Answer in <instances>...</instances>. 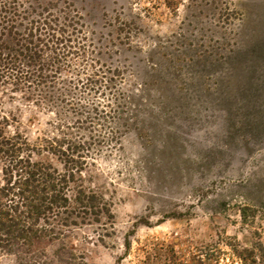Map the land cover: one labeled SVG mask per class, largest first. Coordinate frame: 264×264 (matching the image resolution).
I'll list each match as a JSON object with an SVG mask.
<instances>
[{"label":"rangeland","instance_id":"obj_1","mask_svg":"<svg viewBox=\"0 0 264 264\" xmlns=\"http://www.w3.org/2000/svg\"><path fill=\"white\" fill-rule=\"evenodd\" d=\"M15 5L27 9L24 21L49 12L83 47L62 74L79 79L69 97L81 113L90 101L118 113L91 132L84 123L63 130L100 136L74 184L100 196L111 219L63 228L30 251L0 249V264H264V0ZM113 69L106 88H80ZM46 107L0 89L5 131L33 148L57 135L54 122L84 120L62 103L56 114ZM39 153L33 159L63 170Z\"/></svg>","mask_w":264,"mask_h":264},{"label":"trees","instance_id":"obj_2","mask_svg":"<svg viewBox=\"0 0 264 264\" xmlns=\"http://www.w3.org/2000/svg\"><path fill=\"white\" fill-rule=\"evenodd\" d=\"M19 7L15 0H0V89L19 92L25 101L35 106L44 104L55 114V106L62 103L64 111L83 115L84 120L75 117L54 122L51 126L57 135L41 138L43 145L33 148L21 135L7 133L3 127L7 118L0 116V249L8 253L44 245L66 227L98 223L102 216L111 219L108 205L100 196L74 184L75 174L89 157L90 146L102 142L100 136H73L63 130L84 123L78 128L91 132L93 124L110 123L118 113L115 108L105 110L93 101L86 102L88 107L81 113V104L69 97L70 89H77L79 79L65 80L62 74L70 73L71 57L82 56L83 47L71 43V36L49 12L24 21L27 9ZM96 72L102 78L99 84L90 88L93 78L87 77V83L82 82L80 88L85 85L83 88L88 91L99 92L100 87H107L102 80L111 82L118 76L114 69L106 70L111 76L105 78L104 72ZM108 131L109 141L116 142L119 129L111 126ZM40 150L55 156L63 170L33 159L34 153L41 154ZM250 262L258 264L256 258Z\"/></svg>","mask_w":264,"mask_h":264}]
</instances>
